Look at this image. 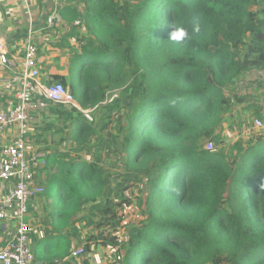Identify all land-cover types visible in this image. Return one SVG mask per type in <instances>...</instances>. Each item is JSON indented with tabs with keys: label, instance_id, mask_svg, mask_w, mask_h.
Segmentation results:
<instances>
[{
	"label": "trees",
	"instance_id": "obj_1",
	"mask_svg": "<svg viewBox=\"0 0 264 264\" xmlns=\"http://www.w3.org/2000/svg\"><path fill=\"white\" fill-rule=\"evenodd\" d=\"M83 5L61 13L84 28H72L82 33L69 76L50 83L93 111L52 105L46 113L60 127L38 130L71 132L75 154L49 156L45 180L56 197L36 261L67 262L77 224L86 223L97 233L92 245L121 251L119 264H264V139L202 147L219 144L236 104L227 90L264 69V0ZM178 27L190 39L173 41ZM26 34L7 38L9 47ZM131 190L144 194L145 219L119 244L105 233L122 225L117 209L131 207Z\"/></svg>",
	"mask_w": 264,
	"mask_h": 264
},
{
	"label": "built area",
	"instance_id": "obj_2",
	"mask_svg": "<svg viewBox=\"0 0 264 264\" xmlns=\"http://www.w3.org/2000/svg\"><path fill=\"white\" fill-rule=\"evenodd\" d=\"M29 4V0H24ZM84 0H74L81 12ZM72 0H53V5L44 14V34L60 28L83 30L84 21L77 19L71 24L63 21L61 10L72 6ZM1 5V0H0ZM7 16V15H6ZM0 29V222L14 224L13 235L0 246V264H40L36 261L31 240L30 207L45 194L44 176L49 166V154L32 146L34 126L52 105H66L82 111L63 84L50 83L39 60L41 49L37 31L30 21L26 37L17 43L21 50L13 51ZM51 37H43L49 45ZM69 74L64 72L62 77ZM257 80L264 81V69L254 70L235 82L238 89L246 90ZM254 83L253 86H256ZM249 92V91H248ZM247 95L246 91L237 96ZM263 94V92H260ZM235 100L236 94L229 95ZM258 105L264 107V97L254 96ZM83 112V111H82ZM244 131L261 133L264 136V120L252 117ZM33 133V134H32ZM213 142L207 150L214 151ZM85 249L72 252L73 258L83 255Z\"/></svg>",
	"mask_w": 264,
	"mask_h": 264
},
{
	"label": "rangeland",
	"instance_id": "obj_3",
	"mask_svg": "<svg viewBox=\"0 0 264 264\" xmlns=\"http://www.w3.org/2000/svg\"><path fill=\"white\" fill-rule=\"evenodd\" d=\"M127 2H130L132 0H126ZM85 6V5H84ZM85 11H86V6H85ZM86 14V13H85ZM9 19V18H8ZM73 20V19H72ZM6 25L7 29L4 35L6 38H11L16 35L21 34L24 31L28 30V25L25 24V22H20V20L14 16L12 20H6ZM70 33L67 37L60 38L56 43L52 44V47L55 48L56 50H59V53L57 51L55 52L54 58L56 59L55 61H48V62H54L53 64L56 66L55 68L50 67V76L52 77L53 75L58 74L59 72H66L69 73L70 71V62H71V55L75 52V49L77 48L78 50L80 47L77 45V32L78 30L72 29L70 26L69 28ZM19 32V33H18ZM10 48L15 51L16 53L21 50L18 48L16 45L10 46ZM47 55V52L41 53L40 59L45 58ZM50 58V56H48ZM46 59V58H45ZM105 56L101 57L100 60L103 61L105 60ZM52 66V65H51ZM69 76V75H68ZM254 83H257L256 86H253ZM252 85L247 86L246 90L243 89H238L237 91V86L233 85L227 90L228 95H233L236 94V102L239 104H249L248 94L244 95L242 93L241 95L243 96H237L238 93L246 91V93L249 91L251 93L254 92V94L257 95L261 90H264V81L263 80H257ZM256 90V91H254ZM117 91H113L109 94L108 98H113V96L116 94ZM260 96L264 97V93L261 94L259 93ZM108 101L105 100L102 104L106 103ZM255 102V101H253ZM81 108V107H80ZM83 108V107H82ZM69 109V108H68ZM93 108L87 107L83 108V113H85L86 116H89ZM247 114L248 112L243 111L242 116H240L239 121H240V127L241 125L244 124L245 120H247ZM254 117V115H253ZM248 122V121H247ZM47 124H55L58 128L60 127L59 121H55V119L49 114L46 113L43 115V117L40 119V121L35 124L34 126V131H33V136H32V146L34 148L38 149H43L45 150L49 155H55V154H69L72 157L74 156L75 153L74 151V146L73 142L71 141V132L66 131L63 135L55 133L54 131H45L43 132L42 135H40L39 129H44ZM234 127V122L231 120V118H228L227 121L224 124V132L221 135V139L219 140V144H215L213 141L209 140H203L202 141V147L205 149L207 148V145L209 142L214 143V151H224L227 150L229 147L233 146L238 141L243 142V144L246 145V143H249L250 141L255 140H262L264 139V136H262L261 133H255V132H248V131H243L242 133H238L236 130L233 129ZM231 134V136L229 135ZM39 136H41V139L39 140ZM248 138V139H247ZM257 140V141H258ZM248 145V144H247ZM44 181H45V194L41 197L38 198V200L30 207V224H31V240H32V247L34 250V247L36 244L40 241H42L47 234V230L50 226V220H49V211L47 210L48 206L50 205L51 208V213L54 211V202H55V197H56V189L55 188H50L47 190V185H48V180H45L44 176ZM128 198L132 201V205L129 208H119L117 209L118 215L120 218H122L123 222L120 227H118L116 230L112 231V229H107L105 235L111 236V238H115L117 240V243H122L127 239L126 236V228L128 225H137L140 224L144 219V210L142 206L140 205L141 199L144 196V194H141V191L139 190H131L130 194H126ZM89 212V211H88ZM96 221V220H95ZM14 224H12V227ZM6 228L4 229L6 232H9L8 235H6V238L10 236L8 239L12 237L11 231L12 228L11 226H5ZM77 227L80 230V235L77 238H73L72 243H71V254L75 250L78 249H85V252L83 253L82 256L79 258H73L70 256L69 260L67 262L64 261H56L54 264H98L97 261L95 260L99 254H102L105 256V258L109 257V261L103 260V264H119L120 258L118 255V252H116L117 255H114L111 253L110 255L104 254L102 248H111L112 246L108 247H102L97 246V245H92L95 244V240H92L91 238L96 236V231L95 229L87 225L86 223H79L77 224ZM90 245V250L89 252L86 253V247Z\"/></svg>",
	"mask_w": 264,
	"mask_h": 264
},
{
	"label": "crops",
	"instance_id": "obj_4",
	"mask_svg": "<svg viewBox=\"0 0 264 264\" xmlns=\"http://www.w3.org/2000/svg\"><path fill=\"white\" fill-rule=\"evenodd\" d=\"M71 3L73 5L69 6V7H75L78 5V4L74 3V0H72ZM52 5H53V0H29L28 5L25 4L24 0H1L0 8L4 12L5 16L7 15L6 20L10 21V20H12V18L14 16H16L20 20V22H25V24L28 25V28H29L30 21H32V23L34 24V27L36 28V31H37L38 44H39V47L41 49V53L47 52V55L45 56L46 59L45 58L42 59V57H41V59L39 60V66H40L42 72L45 75H47L50 79L53 80L59 76L62 77V74L65 71L61 72V73L59 72L58 74L53 75L52 77L50 76V73H49L51 71L50 67L55 68L56 66L53 64L54 62H48V61H52V60L55 61L56 60L54 58V56L56 54L55 52L57 51V53H59V50H56L55 48H53L52 44L56 43V41H58L60 38L67 37L70 33V30L62 27V28L56 30L53 35H51L52 33L44 34V32L42 31L43 17H44V14L51 9ZM65 8H67V7H65ZM63 11H64V8L61 10V12H63ZM8 27L6 25V29ZM74 30H76V29H74ZM79 30H78V32L82 33ZM5 32L6 31H4L2 33L4 34ZM0 34H1V32H0ZM43 37H51L52 38L51 41H53V43L51 42L49 45L43 44ZM15 45L17 46V43ZM48 56H50V58ZM254 91H256V90H254ZM260 92L264 93V90H261ZM259 93H258V95H259ZM247 94L249 95L247 99L249 100V104H251V105H248V103L243 105V104H239L238 102H236L232 112L228 115V117H230L231 120L234 122L233 129L236 130L238 133H242L244 131L245 124L247 123V121L251 120L253 115H254V117H257V118L264 120V107L258 105L256 102L257 98H254V96H257V95L254 94V92L253 93L247 92ZM253 101H255V102H253ZM243 111L248 112L247 120H245L244 124L241 125V127H240L239 118H240V116H242ZM229 135L231 136V134H229ZM254 141H255V139H254ZM5 226H11V228L13 230L12 224L0 222V246L3 245V243H5V241L8 240V238L10 237V236H8V238H6V235H8L9 232H6L4 230L6 228ZM12 232H14V231H11V234H12ZM102 249H104L103 250L104 254L110 255L111 253H113L114 255H117L116 252H118L119 258L121 257V251H118L117 248H112V249L111 248H102ZM95 257H96L95 260L97 261L98 264H103L104 263L103 260L109 261V257L105 258V256L102 254H99L98 257L97 256H95ZM60 264H63V263H60Z\"/></svg>",
	"mask_w": 264,
	"mask_h": 264
},
{
	"label": "clouds",
	"instance_id": "obj_5",
	"mask_svg": "<svg viewBox=\"0 0 264 264\" xmlns=\"http://www.w3.org/2000/svg\"><path fill=\"white\" fill-rule=\"evenodd\" d=\"M171 39L176 42H181L186 39H190V35L183 27H178L171 32Z\"/></svg>",
	"mask_w": 264,
	"mask_h": 264
},
{
	"label": "water",
	"instance_id": "obj_6",
	"mask_svg": "<svg viewBox=\"0 0 264 264\" xmlns=\"http://www.w3.org/2000/svg\"><path fill=\"white\" fill-rule=\"evenodd\" d=\"M6 28V16L2 9L0 8V29H5Z\"/></svg>",
	"mask_w": 264,
	"mask_h": 264
}]
</instances>
